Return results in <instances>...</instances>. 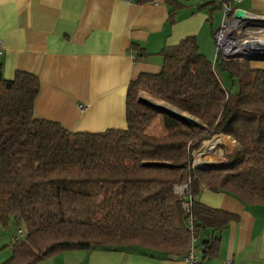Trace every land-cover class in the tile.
Masks as SVG:
<instances>
[{"label":"trees","instance_id":"1","mask_svg":"<svg viewBox=\"0 0 264 264\" xmlns=\"http://www.w3.org/2000/svg\"><path fill=\"white\" fill-rule=\"evenodd\" d=\"M161 56L158 73L129 82L126 126L100 132L69 131L36 118L37 75L17 71L4 79L0 73V225L13 220L25 229L0 264H38L63 251L96 247L184 257L192 237L203 232L201 264L217 251L214 233L236 218L198 201L202 188L264 205V70L246 59L213 63L194 36ZM217 69L237 83V92L222 86ZM140 92L195 121L160 113L141 101ZM159 115L166 132L151 136L147 129ZM218 134L236 142L233 152L215 166H194L192 152ZM178 185H186L182 196Z\"/></svg>","mask_w":264,"mask_h":264},{"label":"crops","instance_id":"2","mask_svg":"<svg viewBox=\"0 0 264 264\" xmlns=\"http://www.w3.org/2000/svg\"><path fill=\"white\" fill-rule=\"evenodd\" d=\"M233 6L264 17V0L233 1ZM221 18V0H154L142 5L131 0H0V73L4 79H12L17 71L37 75L36 118L69 131L124 128L129 82L140 73H158L161 51L189 36L214 63L213 34ZM250 64L264 70V59ZM165 132L161 115L147 129L151 136ZM196 199L236 216L214 233L217 251L201 264H221L227 257L234 264H264V205L206 188ZM204 238L202 232L194 241L198 259ZM38 264L186 263L183 256L140 247H96L63 251Z\"/></svg>","mask_w":264,"mask_h":264},{"label":"built area","instance_id":"3","mask_svg":"<svg viewBox=\"0 0 264 264\" xmlns=\"http://www.w3.org/2000/svg\"><path fill=\"white\" fill-rule=\"evenodd\" d=\"M233 1L239 2L241 0L221 1L222 18L218 29L213 34L215 58L252 60L253 56L247 52L249 50H261L262 55H264V49H260V47L264 48V17L233 6ZM237 11H242L243 14L236 16ZM2 52L3 47L0 39V54ZM193 165H195V161ZM185 188L186 185L178 186L176 191L180 195H184ZM185 208H188L187 204ZM194 241L195 239L192 237L189 251L183 257L186 264L197 263ZM221 264H234V261L231 257H227Z\"/></svg>","mask_w":264,"mask_h":264},{"label":"rangeland","instance_id":"4","mask_svg":"<svg viewBox=\"0 0 264 264\" xmlns=\"http://www.w3.org/2000/svg\"><path fill=\"white\" fill-rule=\"evenodd\" d=\"M219 71V74L222 75L220 77L222 86L224 88L229 89L232 92H237L238 90V85L237 83H235L234 85L232 84V80L229 77L228 73L226 71H222L221 69H217ZM141 98L150 100L154 103L157 104H161L164 105L172 110H176L174 109L172 106H170L169 104L165 103L164 101L155 99L153 97L148 96L145 93L140 92L139 93ZM218 135H222V134H218ZM216 136V135H215ZM211 137L207 140L204 141H210V144H213L212 149L210 148V145H204V141L201 143V145L198 147V149L202 146H205L203 148V152L198 155L197 157L194 156V153L196 151H198V149H196L195 151L192 152V163H194V161L196 159H198L200 161V164H204L205 162H212L215 165L219 162H222L224 160V157L226 154L232 153L233 150L236 147V142L231 139L228 136H225L227 138V141L223 140V143H214L213 142V138L215 137ZM178 186H184V185H178ZM176 186V188L178 187ZM175 188V192L180 195ZM186 188L184 189L183 193H185ZM182 196V195H181ZM21 229L22 231H24V226L20 223H16L15 221L11 220L6 226H2L0 225V262H2L3 260L7 259L10 254V247L9 244L11 242V240H13L15 237H19V238H23V235H18V230Z\"/></svg>","mask_w":264,"mask_h":264},{"label":"water","instance_id":"5","mask_svg":"<svg viewBox=\"0 0 264 264\" xmlns=\"http://www.w3.org/2000/svg\"><path fill=\"white\" fill-rule=\"evenodd\" d=\"M243 13L242 11H237L236 12V16H241ZM260 49H264V48H261ZM248 54L252 55L253 58H251L252 60H260V59H264V55H262L261 53V50H253V51H247ZM141 101L149 106V107H152L156 110H158L160 113L162 114H166V115H170L172 117H175L177 119H180L182 121H185V122H194L195 120L193 118H191L190 116L184 114V113H181L179 111H176V110H172L164 105H161V104H157V103H154L150 100H147V99H144V98H141ZM202 164H195L194 166H200ZM203 165H207V166H215L214 163L212 162H205Z\"/></svg>","mask_w":264,"mask_h":264},{"label":"bare ground","instance_id":"6","mask_svg":"<svg viewBox=\"0 0 264 264\" xmlns=\"http://www.w3.org/2000/svg\"><path fill=\"white\" fill-rule=\"evenodd\" d=\"M218 136H219V135H216L215 137L219 138ZM215 137H214V138H215ZM214 138H213V142H214V143H217V142H216L217 139H214ZM219 139H220V138H219ZM209 142H210V141H209ZM218 143H223V139H220V141H219ZM204 147H205V146H203V148H204ZM203 148H202V149H203ZM211 149H212V148H211ZM200 150H201V149H200ZM198 151H199V150H198ZM195 153H196V152H195ZM195 153H194V156H195ZM195 164H196V165H197V164H200V161H199V162H196V160H195Z\"/></svg>","mask_w":264,"mask_h":264}]
</instances>
